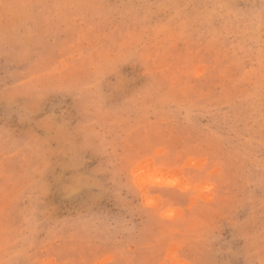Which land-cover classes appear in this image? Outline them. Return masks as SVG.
Here are the masks:
<instances>
[{
	"label": "rangeland",
	"instance_id": "obj_1",
	"mask_svg": "<svg viewBox=\"0 0 264 264\" xmlns=\"http://www.w3.org/2000/svg\"><path fill=\"white\" fill-rule=\"evenodd\" d=\"M0 264H264V0H0Z\"/></svg>",
	"mask_w": 264,
	"mask_h": 264
}]
</instances>
